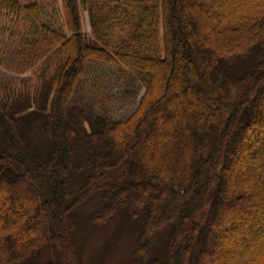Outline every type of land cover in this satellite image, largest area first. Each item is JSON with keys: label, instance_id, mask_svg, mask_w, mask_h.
<instances>
[{"label": "trees", "instance_id": "1", "mask_svg": "<svg viewBox=\"0 0 264 264\" xmlns=\"http://www.w3.org/2000/svg\"><path fill=\"white\" fill-rule=\"evenodd\" d=\"M33 91L0 83V264H264V0H61ZM17 12V0H0ZM49 23V24H47ZM89 64L136 75L126 120L76 100ZM31 92V94H29Z\"/></svg>", "mask_w": 264, "mask_h": 264}, {"label": "rangeland", "instance_id": "2", "mask_svg": "<svg viewBox=\"0 0 264 264\" xmlns=\"http://www.w3.org/2000/svg\"><path fill=\"white\" fill-rule=\"evenodd\" d=\"M17 1L21 6L17 12L0 8V83L11 84L15 89L33 91L37 84V76L44 69L43 62L57 47L49 49L42 56L40 54L30 63L23 60L21 54L23 39L26 36L30 38L31 35H35V24L26 16L25 8L34 4L38 5L42 12L40 24L43 21L44 23L50 21L53 29L63 31L61 0ZM81 1L78 0L82 32L90 35L87 12ZM143 91L140 79L130 71L106 65L89 64L85 81L74 98L84 105H92L99 115L126 120L136 109ZM106 234L107 232L97 231L86 240L83 263L91 264L94 254L108 237ZM129 250V241H120L108 258V264H118L128 255Z\"/></svg>", "mask_w": 264, "mask_h": 264}]
</instances>
